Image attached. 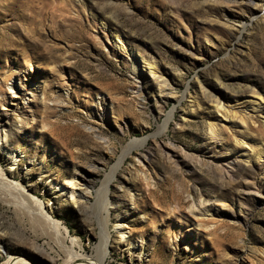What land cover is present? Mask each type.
I'll list each match as a JSON object with an SVG mask.
<instances>
[{
  "label": "rangeland",
  "instance_id": "rangeland-1",
  "mask_svg": "<svg viewBox=\"0 0 264 264\" xmlns=\"http://www.w3.org/2000/svg\"><path fill=\"white\" fill-rule=\"evenodd\" d=\"M10 83L26 99L10 98ZM0 94L23 154L11 169L0 151L12 173L10 185L0 180V234L11 254L51 264L32 253L35 244L59 264L63 236L95 254L107 182L106 264H264V0H0ZM213 98L235 116L216 112ZM22 174L58 234L36 204L15 198L11 182L27 188ZM68 178L89 195L70 202L51 188ZM189 196L209 198L208 211H188ZM120 219L123 240L113 228Z\"/></svg>",
  "mask_w": 264,
  "mask_h": 264
},
{
  "label": "bare ground",
  "instance_id": "bare-ground-1",
  "mask_svg": "<svg viewBox=\"0 0 264 264\" xmlns=\"http://www.w3.org/2000/svg\"><path fill=\"white\" fill-rule=\"evenodd\" d=\"M111 35H112V40H113L114 44L118 48L124 50L125 49L124 42L120 39L118 33L116 31H114V32L111 33ZM147 66H149V67L146 70L148 71V73L150 74V76L151 75L153 76L155 71H153V69H151V66L150 65H147ZM132 67H133V69H132L133 73L134 74H137L138 72L136 71V64L133 63L132 64ZM7 88L10 90L9 91L10 98H15L16 97V98H20V99L21 98H25L26 99V97L28 96V94H22L21 93L20 86H18V84H16V83H10V84H8L7 85ZM158 92L159 93L160 92H163V88L160 87L158 89ZM168 92L171 95L173 94L171 92V90L168 91ZM11 100H13V99H11ZM212 101H213V105L211 107L214 110H216V112L217 111H221L222 114L224 116H227V117L230 116V113L234 112L233 115L235 116V113L236 112L235 111H232L231 112V109L229 107H227L226 105L224 106L223 103H221L220 100H218V99H215L214 100V98H213ZM250 102H254V99L252 101L247 102V104L250 103ZM2 105H1V107H2L1 109H5V110L8 109V108H5V106H2ZM16 108H17V106H16ZM250 108L253 109L254 106H252ZM263 108H264V105H263ZM244 109H246V108H244ZM9 110H12L13 112L16 111L15 108H9ZM171 114H172V110L168 112L167 117H166L164 123L159 126V130L160 131H163L166 128L167 121L171 117ZM22 115L23 114L16 113L15 121L17 122V124H20L18 122H22V120H23L22 119ZM4 116H5V114L0 115V151L8 158V160H10L9 165H10L11 169H13V168L16 169L15 166L18 164V161L20 160V158L23 157V154L21 152V149H19V148L14 149L12 147V144H11L12 130L10 128V124L8 123L6 117H4ZM239 120H240L241 124H245L249 119H248L247 115H245L244 113H241V115L239 117ZM208 123H209L208 124V134H209V137L211 139H213L215 142H221L222 141L221 140V137H220L221 135L219 133V129L217 127V124L216 123H213V122H208ZM20 127H22V125H20ZM20 129H17L16 130L17 133H21L22 129L21 130ZM90 129H92V128H90ZM145 139H146V137H144L141 140H139V142H138L139 145L142 144L145 141ZM134 143H136V141H132L129 144H127L126 147H123L122 148V153L119 156V159H118V162H117L118 164L125 158V156L127 154L130 153L131 147H134L135 146ZM19 152H20V154H19ZM20 172H22V170ZM224 174L228 178H231V174L228 172V170L226 172L224 171ZM11 175H12V173L9 170L2 169L0 167V180H5V182H6L5 184L6 185H10V183H8V182H10L9 181L10 180L9 179V176H11ZM25 175H23L24 176L23 179L26 182V184H24V185H26L27 188H24L23 186L19 185L18 184L19 182L18 183L11 182L16 187V192H15L16 194L14 195L15 198H16V195H17V197L19 199H21V201L22 200H25V201L27 200V203L30 201L31 203L33 202L34 204H36V206H37L36 207V215H37L39 221L41 220L42 222H44L45 224H47V226L49 225V228H51L53 230V233L54 234L55 233L58 234L59 233L58 230H57V223L58 222L48 214V212L46 211V209L42 205L43 203H41L40 200L38 201L37 199H35L33 196H31L30 192L27 191V190H30V189L33 188V185H35V181L32 180V179H29V178L26 179V176ZM73 179L72 178H68L63 183H61V185L60 184H57V183H52L54 186H52L51 188L53 190H56V193H58L59 196H65L66 200H69L70 202H79V199L80 198H86L89 195V192L86 191V189H85L86 187L83 190H80V191H77L76 192L74 190V188L76 187V185H79L80 186L82 184V181H80L79 179H75V181H73ZM47 182L48 181H46V183ZM0 187H4V186H1L0 185ZM103 191H104L103 198L105 200L103 212L105 214L102 216V218L100 220V223H99L100 224V241H99V243L97 245H95V254L87 255V254L84 253L83 250H80V249L77 250L74 247H72L71 245H67L66 241L64 240L65 237L63 236L62 238H60V243H59V246L61 247V249L63 251L62 252V254H63V256H62L63 257L62 258L63 259V262H61L59 264H106V262H105V256L109 252L108 248H109V238H110V235H109L110 233H109L108 227H107V216H108V213H109L108 206H110L112 204V203L108 202V200H107V191H108V184H107V182L104 184ZM11 195L9 196V198L11 197ZM14 196H13V198H14ZM3 197L0 198V201L3 199ZM4 198H6V197H4ZM15 198H14V201L16 202L18 198L16 200H15ZM189 198H190V208H189L188 211H190L191 213H193L195 216H198V215L202 216V215H204V213L206 211H208V207H206L205 205H206L207 202L210 201L209 198H205V197H201V196H197V197H193V196L190 197L189 196ZM11 199H12V197H11ZM214 200H216V199H213V201ZM6 201H8V200H6ZM15 202H13V203H15ZM23 202H21V203H23ZM8 203L9 202H7V204ZM21 205L24 206L25 205V202H24V204H21ZM21 205L19 204V206H21ZM31 206H27L26 205V207H30V208H31ZM111 207H112V205H111ZM18 208H20V207H18ZM32 208H35V207H32ZM19 210L21 211V209H19ZM24 210H25V208H24ZM30 210H32V209H30ZM34 215H35V213H34ZM35 218H36V216H35ZM196 226H200V223H196ZM113 228L117 232V234L119 236V240L126 239V236H127L126 235V230L124 228V225H123L121 219L116 221V223H115V225H114ZM1 232H2V224L0 225V233ZM2 234H3V232H2ZM60 234H64L65 235V231H63L62 233L60 232ZM3 237H4V235H1L0 234V254L1 253L2 254H6V260H5L4 264H40L38 262H34L33 260H31L30 257L24 256L22 253L21 254H17V253L11 254L9 252V250H7V246L4 243V238ZM71 244H72V242H71ZM31 251H32V253H37V254H39V255H41L43 257H46L51 264H53L55 262V260H56V258L54 256H51L50 253L47 252V250L44 247H42V246H39V245H35L34 244L32 246V248H31Z\"/></svg>",
  "mask_w": 264,
  "mask_h": 264
}]
</instances>
